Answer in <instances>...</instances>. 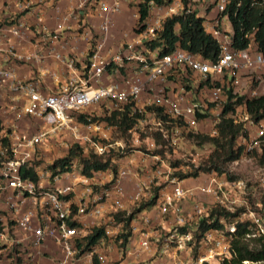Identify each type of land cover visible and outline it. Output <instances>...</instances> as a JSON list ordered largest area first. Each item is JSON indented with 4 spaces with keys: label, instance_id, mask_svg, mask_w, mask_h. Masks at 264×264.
I'll list each match as a JSON object with an SVG mask.
<instances>
[{
    "label": "built area",
    "instance_id": "1",
    "mask_svg": "<svg viewBox=\"0 0 264 264\" xmlns=\"http://www.w3.org/2000/svg\"><path fill=\"white\" fill-rule=\"evenodd\" d=\"M230 1H80L68 12V16L78 23L82 22L86 15L95 17L96 35L90 38L77 72L74 68L75 56H63L57 52L50 54L69 73L57 90L48 93L41 92L33 78L17 79L13 67L18 63L38 62L43 56L19 53L11 47L7 49L4 60L6 64H0V84L11 98L6 105L0 104L1 114L7 119H10L8 115L12 114V120H17L20 116L28 117L40 121L41 125L40 129L31 135L23 136L14 131L6 135L8 148L5 150L6 155L0 160V200L5 205L7 220L5 222L0 217V255L2 253L4 256L8 255L6 264H15L20 258L21 264H41L38 259L43 256L42 250L46 243L51 245L56 254L50 258L48 264H101L105 260L102 251L110 242L117 248L116 264H123L126 254L137 260L140 253L150 252L153 227L150 219L143 213L147 208L135 213L130 219L137 220L145 227L136 251L124 250L127 241L120 247L118 237L123 233L122 223L114 218L119 213L124 217L131 212H125L123 208L126 197L121 180L129 176L137 179L135 173L139 171L136 170L135 173L130 171V162L127 160L132 154L116 160L110 159L115 167L114 175L106 169L86 177L80 174V166L78 170H73L75 168L71 166V161L67 172L52 176L50 170L41 171L35 163L39 161V151L47 144L53 145L56 149L54 154L59 155L58 159L66 155L68 143L78 145L82 140L88 142L91 151L100 157L106 155L114 146L121 149L120 143H110V127L103 129V125L92 124L87 117L89 110L94 107L96 111L99 104L105 105V111L110 115L113 112H123L128 105L129 114L136 112L142 115L145 112L143 106L151 103L150 107L160 109L167 120L178 121L180 125L194 129L198 121L203 118L206 120L207 112L215 107L221 111L226 104V90L231 89L228 87L237 86L238 92L231 89L234 96L243 97L248 91L250 98L264 97L261 93L264 87V56L254 45L253 33L247 36L246 49L234 50L231 47V25L226 13ZM249 1L251 6L264 4V0ZM54 2L56 0H37L38 8L32 12L33 17L39 21L41 7L44 5L50 7ZM122 6L134 9L135 22L131 36L120 42L116 49H106L104 41L110 30V17L118 14ZM236 6H239V2ZM141 9L145 11V16L139 21ZM184 15H192L199 19L203 32L217 44L219 53L213 62L203 61L198 56L179 48L171 53L159 55L157 49H150L147 46L158 38L166 20ZM2 25L0 20V32L20 37L23 28L21 22L4 28ZM177 28L178 26L174 25L173 31L176 32ZM64 29L63 23L58 22L51 31L40 26L36 34L43 46L52 47L60 40L66 39ZM78 36L74 33L70 37L76 39ZM186 72L200 80L196 84L197 87L207 88L206 97L209 104L208 109L205 108L206 111L201 104L187 102V93L182 89L178 91L166 89L168 76L178 78L180 74L184 76ZM144 87L153 94L147 98L145 104L142 102ZM15 98L21 100L18 106L12 103L16 102ZM211 104L215 105L209 107ZM238 107L243 109V106ZM149 114L153 118L156 117L153 111ZM198 115L201 117L198 118ZM79 116L82 117L83 124L77 122L76 118ZM247 117L243 109V121H246ZM232 121L238 123L233 118ZM156 122L159 124L160 119L158 118ZM217 122L218 117L213 120L214 127ZM257 123L259 127L252 137L248 136L246 141L242 139L244 137H239L241 144L238 145L242 147V153L261 151L264 144V121L260 120ZM82 130L94 134V142H90L89 138L82 134ZM212 135H216L215 129ZM134 142L137 143L138 140L134 139ZM2 151L0 148L1 155ZM140 157L141 160H147L142 155ZM151 161L153 168L148 166L149 175L143 182L136 180L131 200L136 209L156 197L152 206H156L159 219L168 224V237L162 242L157 254L156 264H162L161 259L169 254L171 248L175 251H190L198 221L207 215L212 206H224L229 184L213 172L205 174L202 185L194 188L211 198L209 203L202 204L192 197V189L180 186L184 179L180 180L171 173L174 168H169L161 162L157 155L151 156ZM149 162L148 160V165ZM52 163L50 162L49 166ZM22 169H30L36 176V182L27 177L23 178ZM158 178H163L165 183L169 184V190L158 197L157 189H154L149 200L141 201ZM78 186L79 193L76 194L74 201V190ZM184 199L190 200V212L187 216L182 208ZM249 219L255 227L256 234L263 237L264 243L261 219L253 214L249 215ZM184 228H186L184 232H181L180 229ZM94 230H99L100 236L92 245H87V237ZM233 230L231 224L227 231L232 233ZM128 238L129 236L127 240ZM197 244L198 252L195 258L187 259L182 264H211V260L219 264L223 259L230 257L229 236L223 230L209 229L203 232Z\"/></svg>",
    "mask_w": 264,
    "mask_h": 264
},
{
    "label": "trees",
    "instance_id": "2",
    "mask_svg": "<svg viewBox=\"0 0 264 264\" xmlns=\"http://www.w3.org/2000/svg\"><path fill=\"white\" fill-rule=\"evenodd\" d=\"M157 1V0H156ZM239 2V6L236 3ZM226 13L231 25V47L234 50H244L248 47L247 36L253 33L254 45L264 56V4L250 5L249 0H231L226 8ZM145 16L143 9L139 10L138 20H142ZM178 28L173 31V26ZM150 49H157L159 55L171 53L176 48L187 51L198 56L203 61L213 62L219 53V49L214 40L203 32L200 20L192 15L177 16L165 21L162 31L159 33L155 41L148 43ZM243 106L245 113L253 123L264 119V97L258 96L253 98L238 97L231 94V89L226 90V104L223 105L219 115L218 122L215 124L216 135L213 137L194 135L191 136L197 145L208 143L212 150L202 166L192 168L187 174L181 175L175 173L178 179L196 178L198 173L214 172L221 174L223 167L239 158L242 153V147L236 144L238 136L246 137V131L243 130L241 123H233L231 114L234 108ZM129 107L125 106L123 112H113L110 117L105 119L109 126H114L116 130L126 132L129 130L142 115L134 112L129 114ZM144 111H153L155 116L160 120L167 121L165 115L158 108H145ZM200 118L201 116H197ZM81 116L79 120L81 121ZM169 121V120H168ZM180 125V122H173ZM2 125L0 121V148L7 150L8 140L6 135H1ZM264 140V136H263ZM262 156H264V144L261 146ZM80 148L75 145L71 146L66 155L55 160L48 169L51 175H59L67 172L70 163L75 159L81 166L80 174L90 177L94 172L110 170L115 174V167L111 164L110 158L89 154L82 157ZM173 164L172 167H176ZM21 176L27 177L36 182V176L30 169H22ZM156 197L154 196L146 203L132 210L127 216L119 213L114 216L117 222L122 223L123 233L118 237L120 239V247H123L129 236L128 223L135 213L154 204ZM238 212L230 213L220 206H212L205 217H202L196 225V232L193 234L196 240L203 232L211 230L224 229L229 236V254L230 257L223 259L219 264H264V243L263 237L255 233L254 225L251 220L237 221ZM221 219L227 224H233V232L228 233V229L223 226ZM263 226V224H262ZM264 228V227H263ZM185 229H180L184 232ZM100 236L99 230H94L87 237V245H92Z\"/></svg>",
    "mask_w": 264,
    "mask_h": 264
},
{
    "label": "rangeland",
    "instance_id": "3",
    "mask_svg": "<svg viewBox=\"0 0 264 264\" xmlns=\"http://www.w3.org/2000/svg\"><path fill=\"white\" fill-rule=\"evenodd\" d=\"M244 77L245 76H242V78ZM166 82L167 90L178 91L179 89H182L184 93H187V102L201 104L204 110L207 108V105L209 104L206 97L208 94L206 90L207 88L202 89L196 86V84L200 82L198 78H194L191 76V74L186 72L184 76L180 74L178 78L175 76H168L166 78ZM190 84L193 86H190ZM1 85L2 84H0V87H2ZM144 88L145 91L142 95V102L145 104L147 98L152 97L153 94L146 87ZM228 88L238 92L237 86ZM241 88L243 90L244 85L241 86ZM155 92L156 90H154V93ZM223 96L225 97V93ZM243 97L250 98L248 91L243 95ZM150 105L152 106L151 103ZM150 105L146 104L144 106L147 108L150 107ZM214 105L215 104H211L209 107ZM144 106L143 109L145 110ZM89 111L90 113L87 117L90 119V122L92 124L99 123L103 125V129L110 127V143L112 144L113 142H116L120 143L122 146L121 149L117 146H114L106 155L102 156L103 158L109 157L110 159L116 160L129 154H132V156L142 155L145 159L150 161L148 166L153 168L151 156L157 155V158L161 162L166 164L169 168H174V170L171 171L172 174L178 173L181 175L187 174V172H189L192 168H198V166H202L205 162L212 150L211 145L208 143L197 145L191 136L196 134L203 136H215L212 135L214 130L213 120L217 118L220 113L218 107H215V109H212L210 112L206 113V120H203L204 118L201 119L197 122L196 127L191 129L183 124L177 126V124L168 120L166 122L160 120L159 124H157L158 122H156V120L158 118H153L149 114L152 111H145L142 113L140 119L136 121V123L130 128V130H127L123 133L116 130L114 126H109L106 123L105 119L109 118L110 114L105 111V105L99 104L96 108V111L94 110V107ZM8 116L10 119L7 120L4 118V115L1 114L0 105L2 136H8L12 131L23 136L31 135L40 129V121L32 120L23 116H20L17 120L14 119V121L11 117L12 114H9ZM231 117L235 119L236 122L241 123L243 130L246 131V137L242 138L244 141L247 140L248 136L252 137L259 127L258 123L251 122L249 117H247L246 121H243V109L241 107H235ZM76 120L78 123L83 124V119L82 121H79L78 117ZM262 121H264V119H262ZM11 122L15 123V125H12ZM82 134L87 136L90 142H94V134L86 133L84 130H82ZM239 137L240 136L236 138L237 145L239 143L241 144V138L239 139ZM134 139H137L138 142L135 143ZM67 145L68 150L71 146H75V143H68ZM78 145L77 146L81 150L79 153L82 157H86L89 154H94L91 151L88 142L82 140L78 143ZM55 150L56 149L51 144L44 145L43 149L39 151V161L35 163V166H39L41 171H49V163L54 162L59 157V155L54 154ZM261 151L241 153L237 160L225 165L223 167L222 173L216 174V176L223 178L229 184V187L227 188L226 202L222 208L225 207L224 209L230 213L238 212L239 215L236 218L237 221H247L249 220V215L253 214L255 217L261 219V225L263 224L264 227V156H262ZM2 153V155L0 154V160L6 155L5 150H3ZM173 164H176V167H172ZM71 166H74L75 169L73 170H78L80 165L75 159H73ZM205 174L207 173L199 172L197 177L201 178L203 182L205 179ZM49 182L51 183L50 178ZM134 209L135 207L133 206L129 209V211ZM4 210L5 205L0 200V217L6 222V213ZM221 222L223 226L228 229L229 226L234 222V219L231 224H227L222 219ZM222 230L224 231V229ZM199 238L200 237H198V240ZM198 240L192 237L190 251L187 250L186 254L182 253V262L186 261L187 259L192 260L195 258L198 252ZM7 259L8 255L4 256L2 253L0 255V264H6ZM210 262L211 264H215L212 260ZM21 263V258L15 262V264Z\"/></svg>",
    "mask_w": 264,
    "mask_h": 264
},
{
    "label": "crops",
    "instance_id": "4",
    "mask_svg": "<svg viewBox=\"0 0 264 264\" xmlns=\"http://www.w3.org/2000/svg\"><path fill=\"white\" fill-rule=\"evenodd\" d=\"M82 0H56L52 6L47 7L44 5L41 7L40 19L37 21L32 12L37 8V0H0V20L2 26L9 27L21 22L23 28L21 29L20 37H12L4 32H0V64L5 65L6 51L9 47L19 53H35L40 54L43 58L38 62H31L27 64H14V71L16 78L19 80L33 78L37 81V86L43 93H48L57 90L60 85L63 84L65 78L68 75V71L60 66L51 56L52 53H59L63 56H75L76 63L74 65L77 72L81 66V62L84 59L85 52L90 42V38L96 35L97 20L95 17L86 15L83 17L82 22L78 23L74 18L68 16L70 12L79 2ZM134 9L132 7L122 6L121 11L110 17L111 26L109 33L104 41V47L114 50L117 45L131 36L133 25L135 22ZM58 22H62L64 25V36L66 39L60 40L55 46H43L38 38L36 31L40 26H44L47 30L51 31ZM77 33L79 36L75 39L72 36ZM107 81V79H104ZM261 93H264V89H261ZM8 98V100H7ZM11 95L6 92L4 87H0V104L6 105L9 102ZM16 99V100H15ZM16 102H12L16 106L21 103L20 99L15 98ZM7 119V117H4ZM1 119V118H0ZM8 120V119H7ZM130 162V171L135 173L136 170L139 173L137 179L134 176L125 177L121 180V185L125 193V201L123 202V208L125 212L133 206L131 197L134 192V185L136 180L143 182L149 175L148 160H141L140 156H131L127 159ZM125 163V162H123ZM142 172V173H141ZM202 185L201 178H187L180 182V186L184 189H192V197L202 204H207L211 201V198L205 194L200 193L197 188ZM156 187V188H155ZM80 186L75 188L74 201L76 200V194L79 193ZM157 189L158 197L165 191L169 190V184L165 183L163 178H158L156 183L151 186L150 190L144 194L141 201L149 200L152 196V190ZM156 204V202H155ZM182 208L185 216L190 212V200L184 199L182 201ZM144 214L150 219V223L153 227L151 234V247L150 252L139 254L137 260H134L131 256H125L123 264H133L140 262L142 264H156L158 250L161 247L162 242L167 239L168 232L167 222H162L159 219L156 206L149 207L143 211ZM190 224L188 221L187 225ZM129 238L124 247L127 252L136 251L138 248V242L141 237V232L145 227L140 225L137 220H132L128 224ZM186 229V228H184ZM174 242L172 243V245ZM182 253L186 254L185 250L175 251L170 249L169 254L161 259L162 264H182ZM105 256V260L101 264H116L117 261V248L113 243H109L108 247L102 251ZM42 257L38 260L41 264H48L50 258L56 254L53 252L49 243H46L42 250Z\"/></svg>",
    "mask_w": 264,
    "mask_h": 264
}]
</instances>
